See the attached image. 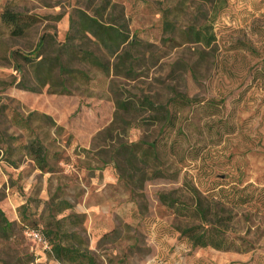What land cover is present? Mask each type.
I'll list each match as a JSON object with an SVG mask.
<instances>
[{
	"label": "rangeland",
	"instance_id": "374dc122",
	"mask_svg": "<svg viewBox=\"0 0 264 264\" xmlns=\"http://www.w3.org/2000/svg\"><path fill=\"white\" fill-rule=\"evenodd\" d=\"M217 2L0 0V11L8 6L41 17L25 36L6 38L0 45V130L17 162L0 161V207L16 223L9 241L0 237V264H62L20 221L26 208L43 228L53 196L74 205L57 218L79 214L76 224L67 228L78 232L100 264H264V0H226L213 22L216 40L210 47L186 37L183 30L189 26L212 21ZM78 8L105 21H125L129 41L139 42L120 50H132L133 69L127 65L107 74L90 65L81 57L83 49L111 63L117 59L90 34L76 35L74 46L61 49L62 58L87 71L88 83L69 80L66 93L50 84L41 91L23 87L25 79L35 84L33 69L9 53L30 54L43 34L66 43ZM167 19L172 25L165 24ZM43 55L54 56L55 51L46 48ZM58 79L55 70L48 80ZM177 93L202 105L217 99L218 110L211 115L199 105L184 107L167 137L158 119L161 108L123 113L131 121L125 132L126 124L116 120L118 99L138 103L149 98L160 107L168 106ZM17 114L32 116L29 130L15 121ZM34 137L47 147L51 170L39 169L23 148ZM139 141L161 146L148 164L140 156L141 171L134 172L124 157L121 168L112 161L119 143ZM190 186L217 198L223 188L230 193L233 186H248L245 193L254 199L231 208V232L252 240L251 251L194 248L181 237L176 228L188 220L159 196L172 192L190 204Z\"/></svg>",
	"mask_w": 264,
	"mask_h": 264
},
{
	"label": "trees",
	"instance_id": "16d2710c",
	"mask_svg": "<svg viewBox=\"0 0 264 264\" xmlns=\"http://www.w3.org/2000/svg\"><path fill=\"white\" fill-rule=\"evenodd\" d=\"M110 4V2H106ZM218 3V2H217ZM226 0H220L215 5L212 12V21L206 22L201 26H189L183 33L193 42L204 44L207 47L213 45L216 40V35L213 28V22L219 12L224 8ZM75 14L71 18L70 31L67 34V41L64 44L57 43L56 39L49 34H43L38 41L36 48L25 54L20 50H13L9 53V57L13 56L15 59L22 58L26 64H29L34 73L35 84L28 85L26 79L20 84L33 91H41V87L50 84L55 87V91L59 93L70 92L69 80L90 81V76L87 71L78 69L66 64L62 58L61 49L64 47L74 46L76 35L90 34L104 49H106L110 56L115 55L117 61L111 63L105 57L96 54L93 50L83 49L81 52L84 61L92 66H95L107 74H110L112 69L118 73L121 69H125L129 65V70L133 69V54L130 49H122L124 44L129 46H136L139 44L137 39L129 41L130 34L127 24L119 22L117 18H112L108 21L102 20L98 15H90L83 9H76ZM102 13H99V15ZM41 21V17L36 13H28L5 7L0 11V45L6 38H15L25 36L34 26ZM166 25H172L170 20H166ZM175 29V28H174ZM55 45H57L55 47ZM46 48H53L54 56L43 55ZM42 56V57H40ZM7 57V59H9ZM58 70L59 79L54 83L48 79L52 73ZM25 77V76H24ZM199 105V107L207 111L209 114H214L218 110L217 99H211L207 104H201L200 100L196 98H189L187 95L177 93L170 98L168 106L158 107L149 98L140 99L136 103L133 100H117L116 120L121 121L126 125L122 128L124 132L131 127V121H127L122 117L123 113L131 115L133 112H138L143 107H149L155 111L160 109V121L164 122L162 132L165 137L169 135V130L176 127L178 121V113L186 106ZM201 105V106H200ZM23 118L20 115H15V121L23 128L29 130L30 118ZM7 137L0 130V161L5 160L12 165H17V162L12 158V150L6 146ZM168 147L167 140L165 142ZM171 147L175 149V142ZM28 156L35 161L36 166L43 170H51L49 151L44 143L38 138L34 137L28 143L23 145ZM159 146L155 141L145 144L144 141L127 144L125 142L119 145L112 152V161H116L121 168V158H126V162L134 169L141 171L142 168L138 166V161L147 162L152 157L157 158L159 154ZM157 170L156 174L160 175ZM144 174V173H143ZM133 175V174H132ZM245 186L242 189L232 187V192L227 193V189H221L223 194L218 198L215 196H204L201 191L195 187L190 186V191L193 195V203L181 202L180 199L170 193H161L160 200L168 204L174 209L176 215L183 216L188 220L184 224L177 226L181 237L191 243V245L201 248L213 247L222 251H237L248 252L254 248V242L246 236L231 232V224L234 221V214L231 208L241 205H247L254 199V195L245 193ZM244 192V193H243ZM56 197H51V201L47 203V209L50 210V217L45 219L44 227L35 221L31 220L27 214V209L21 214L20 221L24 227H29L30 230L39 231L47 244L50 246L49 255L62 264H100L92 251L88 248L85 240L81 238L77 231H70L67 225H75L80 216L76 213L64 215L57 218V214L63 213L67 209H72L74 205L67 200H57ZM55 201V202H54ZM16 223L11 221L6 215L5 211L0 207V237L9 241L10 237L15 233ZM29 231V230H28Z\"/></svg>",
	"mask_w": 264,
	"mask_h": 264
},
{
	"label": "built area",
	"instance_id": "2783aa9c",
	"mask_svg": "<svg viewBox=\"0 0 264 264\" xmlns=\"http://www.w3.org/2000/svg\"><path fill=\"white\" fill-rule=\"evenodd\" d=\"M33 238L42 241L46 246H48L46 240L43 238V235L39 231H31L29 233Z\"/></svg>",
	"mask_w": 264,
	"mask_h": 264
},
{
	"label": "crops",
	"instance_id": "0c3cea01",
	"mask_svg": "<svg viewBox=\"0 0 264 264\" xmlns=\"http://www.w3.org/2000/svg\"><path fill=\"white\" fill-rule=\"evenodd\" d=\"M163 240V238L161 239V241ZM189 242V241H188ZM190 243V242H189ZM190 245H191V243H190Z\"/></svg>",
	"mask_w": 264,
	"mask_h": 264
}]
</instances>
